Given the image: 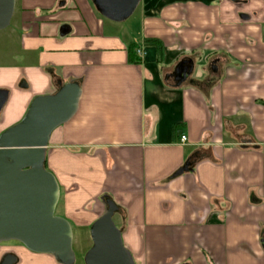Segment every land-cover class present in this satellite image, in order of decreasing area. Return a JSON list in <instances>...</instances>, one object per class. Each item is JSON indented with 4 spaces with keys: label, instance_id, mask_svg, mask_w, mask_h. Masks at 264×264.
<instances>
[{
    "label": "crops",
    "instance_id": "1",
    "mask_svg": "<svg viewBox=\"0 0 264 264\" xmlns=\"http://www.w3.org/2000/svg\"><path fill=\"white\" fill-rule=\"evenodd\" d=\"M137 6L124 23L91 0H16L0 30V133L35 96L78 82L77 111L45 149L73 238L109 198L135 264H264V0ZM145 39L162 42L161 63ZM182 61L191 72L176 86Z\"/></svg>",
    "mask_w": 264,
    "mask_h": 264
},
{
    "label": "water",
    "instance_id": "2",
    "mask_svg": "<svg viewBox=\"0 0 264 264\" xmlns=\"http://www.w3.org/2000/svg\"><path fill=\"white\" fill-rule=\"evenodd\" d=\"M139 1L91 0L96 11L114 22L127 19ZM15 2L0 0V30L9 25ZM190 72L179 63L176 86ZM80 94L78 82L58 81L56 91L35 96L20 121L0 133V244L17 241L31 252L52 255L60 264L75 263L73 232L70 223L56 214L60 189L45 167V149L50 134L76 113ZM6 98L7 92L0 90V110ZM116 209L106 200L104 212L91 224L92 244L84 253V264H135L112 219ZM262 242L264 246V237ZM15 262L12 253L0 258V264Z\"/></svg>",
    "mask_w": 264,
    "mask_h": 264
},
{
    "label": "rangeland",
    "instance_id": "3",
    "mask_svg": "<svg viewBox=\"0 0 264 264\" xmlns=\"http://www.w3.org/2000/svg\"><path fill=\"white\" fill-rule=\"evenodd\" d=\"M139 7L140 6H137L135 11L133 12L135 14H132L130 17H128L127 19L123 20V22L127 23L125 21H128V22L131 21V19H132L131 17H135L133 15H137V13L139 11ZM90 242H92V241H91V237H90L89 231L88 232L87 231L79 232L78 235L74 236L73 241H72V251L75 254L76 264H80L81 262H83L84 254L81 255V251H82L83 248L88 246V244H90ZM20 245L21 244L19 242H17V241L4 242V243L0 244V253L9 251L13 246H20ZM21 246H23V245H21Z\"/></svg>",
    "mask_w": 264,
    "mask_h": 264
},
{
    "label": "trees",
    "instance_id": "4",
    "mask_svg": "<svg viewBox=\"0 0 264 264\" xmlns=\"http://www.w3.org/2000/svg\"><path fill=\"white\" fill-rule=\"evenodd\" d=\"M144 42L146 44H149V45H152L155 47V49H156V61L161 63L163 60V44H162V42L157 40V39H145ZM129 60L130 61L135 60L132 48H129ZM190 163H192L191 160H190ZM108 199L109 198H105V200H108Z\"/></svg>",
    "mask_w": 264,
    "mask_h": 264
},
{
    "label": "flooded vegetation",
    "instance_id": "5",
    "mask_svg": "<svg viewBox=\"0 0 264 264\" xmlns=\"http://www.w3.org/2000/svg\"><path fill=\"white\" fill-rule=\"evenodd\" d=\"M178 64H179V63H178ZM178 64H177V65H178ZM177 65H176V66H177ZM176 66L174 67L172 73H170L171 76L173 75L172 77H173V80H174V81H175V77H176V75H175V73H174V72H175V68H176ZM188 66H189V65H188V62H186V61H185L184 63H181V62H180V67H181V68H185L186 70H188V69H189ZM175 82H176V81H175Z\"/></svg>",
    "mask_w": 264,
    "mask_h": 264
},
{
    "label": "built area",
    "instance_id": "6",
    "mask_svg": "<svg viewBox=\"0 0 264 264\" xmlns=\"http://www.w3.org/2000/svg\"><path fill=\"white\" fill-rule=\"evenodd\" d=\"M137 53L140 55L141 54V51L140 50H137ZM181 142L185 141L186 140V137L185 136H181Z\"/></svg>",
    "mask_w": 264,
    "mask_h": 264
}]
</instances>
